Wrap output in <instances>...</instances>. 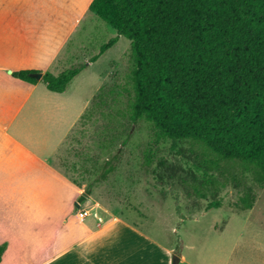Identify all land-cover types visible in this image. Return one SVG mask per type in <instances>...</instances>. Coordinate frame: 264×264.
I'll list each match as a JSON object with an SVG mask.
<instances>
[{
	"label": "crops",
	"instance_id": "0c3cea01",
	"mask_svg": "<svg viewBox=\"0 0 264 264\" xmlns=\"http://www.w3.org/2000/svg\"><path fill=\"white\" fill-rule=\"evenodd\" d=\"M93 1L0 0V246L7 245L0 264H172L178 255L138 223L102 213L88 190L92 148L74 139L107 82L108 67L100 68L108 53L88 49L86 35L70 45L93 15ZM75 67L84 69L64 93L12 75L58 76ZM93 70L100 71L93 92L71 95L74 82ZM179 257V264H195Z\"/></svg>",
	"mask_w": 264,
	"mask_h": 264
},
{
	"label": "trees",
	"instance_id": "16d2710c",
	"mask_svg": "<svg viewBox=\"0 0 264 264\" xmlns=\"http://www.w3.org/2000/svg\"><path fill=\"white\" fill-rule=\"evenodd\" d=\"M90 11L116 33L99 56L120 37L131 43L133 122H150L172 151L193 141L264 184V0H94ZM83 69L42 81L64 93ZM39 73L12 75L36 84ZM241 202L251 210L254 197Z\"/></svg>",
	"mask_w": 264,
	"mask_h": 264
},
{
	"label": "rangeland",
	"instance_id": "374dc122",
	"mask_svg": "<svg viewBox=\"0 0 264 264\" xmlns=\"http://www.w3.org/2000/svg\"><path fill=\"white\" fill-rule=\"evenodd\" d=\"M82 35L88 38V49L98 50L116 33L93 14L70 48L77 47ZM107 53L100 68L108 67L107 82L74 139L77 146L85 141L91 145L88 190L102 213L138 223L195 264H224L227 259L230 264H264V184L193 141H182L172 151L171 140L156 139L150 122H133L131 43L121 37ZM99 74H82L71 95L91 94ZM107 161L114 171L100 181ZM71 178L81 184L78 176ZM247 193L254 197L251 210L241 207ZM214 203L221 206L210 208Z\"/></svg>",
	"mask_w": 264,
	"mask_h": 264
},
{
	"label": "water",
	"instance_id": "95a60500",
	"mask_svg": "<svg viewBox=\"0 0 264 264\" xmlns=\"http://www.w3.org/2000/svg\"><path fill=\"white\" fill-rule=\"evenodd\" d=\"M37 76L38 81L42 79V73H39ZM83 201V198L79 199V203ZM180 263V257L178 255L173 256V263L172 264H179Z\"/></svg>",
	"mask_w": 264,
	"mask_h": 264
},
{
	"label": "built area",
	"instance_id": "2783aa9c",
	"mask_svg": "<svg viewBox=\"0 0 264 264\" xmlns=\"http://www.w3.org/2000/svg\"><path fill=\"white\" fill-rule=\"evenodd\" d=\"M79 215H80L81 217H85V216L88 215V212H87L86 210H81V211L79 212ZM94 215L97 217V214H94Z\"/></svg>",
	"mask_w": 264,
	"mask_h": 264
}]
</instances>
